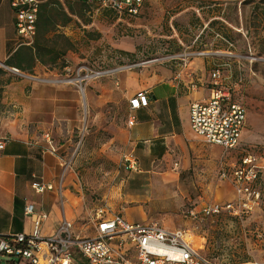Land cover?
Masks as SVG:
<instances>
[{"label": "rangeland", "instance_id": "rangeland-1", "mask_svg": "<svg viewBox=\"0 0 264 264\" xmlns=\"http://www.w3.org/2000/svg\"><path fill=\"white\" fill-rule=\"evenodd\" d=\"M1 4L2 23L14 30L10 1ZM63 5L67 11L72 7L74 14L57 30L74 48L57 66L37 63L33 74L2 66L4 80H23L24 95L39 109H21L17 100H9L0 116L16 121L54 153L47 162L56 164L57 188L65 190L77 231L90 232L88 213L104 208L131 221L144 218L169 229L189 230L195 243L204 246L200 253L216 264L264 262V208L242 217L202 213L204 205L234 197L220 169L241 154L222 151L214 167L207 165V154L195 157L192 178L181 173L182 181L194 185L190 194L158 181L153 188L148 178L140 177L137 149L127 132L128 99L152 69L179 73L191 65L208 79L218 64L231 76L225 83L249 109V126L259 139L251 143L264 154V0H147L143 13L129 24L81 1ZM21 42L15 35L10 48ZM157 58L171 60L153 62ZM87 71L102 75L80 82ZM127 157L136 159L135 167H129ZM13 258L0 255V264Z\"/></svg>", "mask_w": 264, "mask_h": 264}, {"label": "built area", "instance_id": "built-area-1", "mask_svg": "<svg viewBox=\"0 0 264 264\" xmlns=\"http://www.w3.org/2000/svg\"><path fill=\"white\" fill-rule=\"evenodd\" d=\"M46 1L11 0L21 44L34 43L39 13ZM82 1L128 24L140 17L147 3V0ZM99 75L102 74L87 71L78 79L84 82ZM230 77L220 65H214L209 98L193 102L190 108L191 128L197 136L206 143L222 147L226 153L238 151L241 154L238 161L220 169L221 179L233 186L236 199L205 206L203 216L229 212L242 217L264 208V154L256 144H243L248 110L246 104L234 96L233 87L225 83ZM150 101L147 90L139 91L130 99L129 127L137 123L134 111L148 106ZM47 138L52 144L49 134ZM4 147V142L0 141V149ZM127 160L129 167H135L136 159L127 157ZM33 188L44 192L53 189V185L34 182ZM25 214L34 218L32 232L0 235V255L14 257L9 264H216L200 253L204 246L195 243L193 234L186 229H169L157 222H129L122 214L97 208L88 213L90 232L79 233L75 221L64 218L55 233L43 235L42 223L48 215L36 213L34 203L26 205ZM192 214L196 215L194 211Z\"/></svg>", "mask_w": 264, "mask_h": 264}, {"label": "crops", "instance_id": "crops-1", "mask_svg": "<svg viewBox=\"0 0 264 264\" xmlns=\"http://www.w3.org/2000/svg\"><path fill=\"white\" fill-rule=\"evenodd\" d=\"M3 1L0 0V6ZM9 1L12 9L11 0ZM4 14H7L6 11ZM13 16L14 30L5 26L0 17V70L12 53L22 45L20 43L10 48L9 42L15 35L18 36L15 14ZM170 60L157 58L153 62ZM191 68L190 65L189 68L174 73L169 68L158 67L139 80L136 93L128 99L129 108L130 99L142 90L149 92L151 101L148 106L134 111L137 123L127 131L135 150L137 149L140 177L148 178L153 188L158 181L168 189L172 188L173 191L179 189L181 192L184 190L189 194L193 192L194 185L182 181L181 173L185 172L192 178L190 171L195 165V157L206 154L207 165L214 167L215 161L224 151L218 145L206 143L191 128V104L209 98L212 70L206 79V76H200L197 69ZM2 72L3 69L0 72V87L4 89L0 92V109H7L4 104L9 100L11 103L17 100L21 104V109H39L31 106V96L24 95L23 89L26 84L23 80L16 78L4 80ZM38 97L39 94L33 95V99ZM247 110L249 111L248 108ZM0 141L5 144V147L0 149V235L33 231L34 218L25 214L28 203H34L36 213L48 215V219L42 223L43 235L55 233L64 218L75 221L66 208L65 190L63 187L57 188L56 164L47 162L49 153H54L42 143V139L31 136L16 121L0 116ZM47 141L49 142L48 138ZM242 141L243 144L259 141L249 126L248 114ZM232 153L239 154L238 151L230 152ZM34 182L51 184L53 189L37 192L33 188ZM232 190L234 197L227 201L236 199L233 186ZM227 201H215L204 205L203 208ZM123 217L129 222H149L142 216L141 221H131L125 215Z\"/></svg>", "mask_w": 264, "mask_h": 264}, {"label": "trees", "instance_id": "trees-1", "mask_svg": "<svg viewBox=\"0 0 264 264\" xmlns=\"http://www.w3.org/2000/svg\"><path fill=\"white\" fill-rule=\"evenodd\" d=\"M68 1L71 0L65 2L48 0L42 5L34 43L32 45H20L7 60V66L33 74L39 62L54 66L60 64L63 57L74 48L72 40L57 30L58 25L67 24L71 20L72 14H74L72 7L67 11L63 5ZM73 1H81L88 6H92L82 0Z\"/></svg>", "mask_w": 264, "mask_h": 264}, {"label": "water", "instance_id": "water-1", "mask_svg": "<svg viewBox=\"0 0 264 264\" xmlns=\"http://www.w3.org/2000/svg\"><path fill=\"white\" fill-rule=\"evenodd\" d=\"M4 65V64H3ZM16 70V68H14Z\"/></svg>", "mask_w": 264, "mask_h": 264}]
</instances>
